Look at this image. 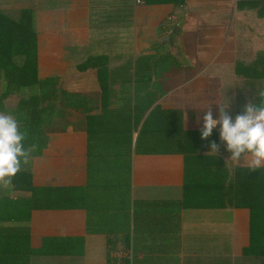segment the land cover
Here are the masks:
<instances>
[{"label":"crops","instance_id":"crops-1","mask_svg":"<svg viewBox=\"0 0 264 264\" xmlns=\"http://www.w3.org/2000/svg\"><path fill=\"white\" fill-rule=\"evenodd\" d=\"M145 1L0 0V10L17 20L21 9H33L39 76L57 75L86 97L90 114L120 108L126 89L102 91L97 69L77 65L102 56L114 69L149 54L156 55L150 83L156 100L149 110H179L185 129H202L210 108L217 118V104L229 102L227 111L243 114L264 76L246 79L235 65L252 63L264 51V0ZM171 32L172 42L164 41ZM76 73L82 84L70 89ZM66 117L31 154L32 187L0 185L1 197L21 200L19 207L2 209L10 219L0 226L27 227L32 247L54 242L30 264H264V254L245 252L248 208L179 206L183 154L138 150L139 127L128 142L117 116L102 117L91 129L85 111ZM213 130L219 136V126ZM229 163L242 166L243 158Z\"/></svg>","mask_w":264,"mask_h":264},{"label":"trees","instance_id":"trees-1","mask_svg":"<svg viewBox=\"0 0 264 264\" xmlns=\"http://www.w3.org/2000/svg\"><path fill=\"white\" fill-rule=\"evenodd\" d=\"M34 24L32 8L21 9L17 20L0 10V112L6 111L3 100L8 95L19 96L11 113L21 130L28 131L25 147L36 144L35 152H40L48 136L45 125L50 124L55 116L85 111L89 129L90 125L96 126L104 121L102 117L117 116L119 131L127 135L128 142L132 128L139 127L135 144L138 150L183 154L182 194L178 202L181 208H248L250 244L245 252L264 254V168L255 172L242 166L230 168L223 155L203 153L211 141L219 147L223 144L214 130L204 140L201 139V129L183 127L179 110L162 109L159 105L149 110L156 100L150 87L152 61L156 55L139 56L133 62L126 61L114 69H108V65L100 61L102 56L88 57L78 64V70L87 67L97 69V81L102 91L113 86L126 89L120 97V108L90 114L86 97L81 93L61 87L58 76H39ZM235 73L249 80L263 77L264 51L258 53L252 63H236ZM253 98L254 104L261 102L259 93ZM11 182L19 190L31 188L28 166L22 165ZM20 203L21 200L0 197V220L10 219L9 215H2V209L19 207ZM30 206L25 204L23 209ZM50 242L45 239L40 247H32L27 227L0 226V264H30L33 254L50 252L49 246L54 245Z\"/></svg>","mask_w":264,"mask_h":264},{"label":"clouds","instance_id":"clouds-1","mask_svg":"<svg viewBox=\"0 0 264 264\" xmlns=\"http://www.w3.org/2000/svg\"><path fill=\"white\" fill-rule=\"evenodd\" d=\"M259 97L261 102L247 103L243 114H237L234 122L226 111L229 102L226 105L217 104V118L213 117L210 108L203 115L200 133L201 139L207 140L213 129L219 126L220 139L226 142V150L231 153L228 160L237 165L243 158L242 168L251 172L264 168V90L259 91ZM27 137V129L21 130L14 115L0 112V185L10 184L22 165L30 164L31 154L37 150V145L25 147ZM210 149L209 153L217 155L219 145L211 141Z\"/></svg>","mask_w":264,"mask_h":264},{"label":"rangeland","instance_id":"rangeland-1","mask_svg":"<svg viewBox=\"0 0 264 264\" xmlns=\"http://www.w3.org/2000/svg\"><path fill=\"white\" fill-rule=\"evenodd\" d=\"M72 67V66H71ZM77 68V67H76ZM44 74V73H43ZM83 75H85V74H83ZM49 76H57V75H55L54 73L53 74H50ZM91 79L90 78H86V82H90L91 83ZM72 83H73V86L71 85V86H69L70 87V89L73 87V88H75V87H80V85L82 84V74H80V73H76V76L73 78V80H72ZM93 85H95L96 86V82L95 81H93ZM60 85H61V87H63V88H67L68 86H67V84L65 83V81H61V83H60ZM10 96V97H9ZM8 97H9V99L7 100V102H6V104H7V109L8 110H6V113H11L12 112V110L16 107V105H17V103H18V99H19V96L17 95V94H12V95H9ZM227 111V110H226ZM227 113L230 115V116H232V119H233V115L235 114V115H237V114H241V113H238V112H235V113H232V112H229V111H227ZM12 115H13V113H11ZM74 115H78V113L76 114V113H74ZM67 116V115H66ZM65 115H60V116H55L54 118H53V121L50 123V124H47V125H45V129H46V131L47 132H53V131H55V130H57V129H61V128H63V126L65 125V123H66V119H67V117H66ZM46 133V132H45ZM34 141H35V138L34 137H31ZM218 140H219V142H221V139H220V135L218 136ZM223 142V141H222ZM222 149H224V151H226V142H223V144H222ZM207 148V147H206ZM205 154H207V153H205ZM228 156V155H227ZM223 157H224V159H225V161L228 163V166H229V160H227L228 159V157H226L225 155H223ZM1 197V196H0Z\"/></svg>","mask_w":264,"mask_h":264},{"label":"built area","instance_id":"built-area-1","mask_svg":"<svg viewBox=\"0 0 264 264\" xmlns=\"http://www.w3.org/2000/svg\"><path fill=\"white\" fill-rule=\"evenodd\" d=\"M132 1L135 4H144L145 3V0H132ZM210 151H211V149H210V147H208V148H205L204 153H207L208 154ZM209 154H212V153H209ZM217 154L218 155H228V156H231V153L230 152H228L227 150L224 151V149H222V148L219 149V151H218ZM119 252L120 251H114V252L111 253V255L117 256L116 254H118ZM125 255L128 256V257L131 256V247L129 249H125Z\"/></svg>","mask_w":264,"mask_h":264},{"label":"water","instance_id":"water-1","mask_svg":"<svg viewBox=\"0 0 264 264\" xmlns=\"http://www.w3.org/2000/svg\"><path fill=\"white\" fill-rule=\"evenodd\" d=\"M173 33H174V32H171L169 35H167V36L164 38V41L171 43V42H172Z\"/></svg>","mask_w":264,"mask_h":264}]
</instances>
